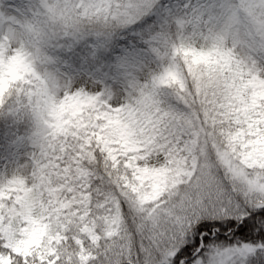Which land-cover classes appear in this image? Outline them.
<instances>
[{
	"label": "snow or ice",
	"instance_id": "1",
	"mask_svg": "<svg viewBox=\"0 0 264 264\" xmlns=\"http://www.w3.org/2000/svg\"><path fill=\"white\" fill-rule=\"evenodd\" d=\"M136 9L46 6L68 24ZM14 36L0 38V109L30 111L36 132L0 181V264H264V69L180 44L112 99L61 87Z\"/></svg>",
	"mask_w": 264,
	"mask_h": 264
},
{
	"label": "rangeland",
	"instance_id": "2",
	"mask_svg": "<svg viewBox=\"0 0 264 264\" xmlns=\"http://www.w3.org/2000/svg\"><path fill=\"white\" fill-rule=\"evenodd\" d=\"M138 5L132 17L118 20L121 26L132 32L135 23L143 21L147 14L155 11L156 6L167 0H133ZM259 3V0H250ZM57 3V0H0V38L4 35L18 34L29 25H36L39 13L46 22V6ZM174 6H181L188 13V25L193 29L188 33L189 41L204 39L209 32L219 33L226 19L231 15L237 0H174ZM161 6V5H160ZM180 10V9H178ZM155 17L159 19L155 12ZM183 19H175L178 27L183 25ZM48 28H58L59 32H66L63 25L48 22ZM11 30V31H10ZM130 32V33H131ZM179 31H170L162 28L160 31L140 39L143 33H133L131 37L138 41L127 40L122 43L110 62L98 70L100 79L91 71L87 73L81 68L75 69L67 59L53 58L46 54L44 46L40 45L44 55L43 69L48 72L57 83L72 90H85L92 93L99 92L112 99L123 98L137 89L141 84L150 80L151 76L159 74L170 62L176 36ZM179 35V34H178ZM223 36L236 44L238 58L249 63L254 62L258 69H264V42H261L254 33L244 36L236 31H225ZM122 37L120 40H124ZM97 70V69H96ZM105 75V76H104ZM107 80L105 87L101 77ZM35 119L23 133H17L13 142L5 149L0 150V181L10 178L16 169L25 164L29 153L33 150L35 139Z\"/></svg>",
	"mask_w": 264,
	"mask_h": 264
},
{
	"label": "trees",
	"instance_id": "3",
	"mask_svg": "<svg viewBox=\"0 0 264 264\" xmlns=\"http://www.w3.org/2000/svg\"><path fill=\"white\" fill-rule=\"evenodd\" d=\"M173 2L174 0L161 2V6H156L155 11L147 14L143 21L132 26V32L126 30L118 21L106 22L103 20L80 26H64L65 33H58L60 31L58 28L47 27L48 36L41 45L44 46L46 54L53 58H63L64 52L67 51L68 54L65 57L75 69L81 68L87 73L91 71L99 78L101 72L98 70L100 67L110 62L122 43L132 40L131 35L133 33H143V35L140 34L142 36L140 39L144 40L147 35L167 28L170 31H179L175 44L179 45L183 41H189L188 33L193 29V26L188 25V13L181 9V6H174ZM156 11L160 12L158 14L159 19L156 18ZM177 18L184 21L181 27L175 23ZM37 23H45V19L40 13L36 18ZM122 37L126 38L120 40ZM104 76L101 77V82L106 87L108 83ZM13 104L0 109V150L7 148L13 142L16 134L23 133L34 120L30 111L26 109L9 111V108H13Z\"/></svg>",
	"mask_w": 264,
	"mask_h": 264
},
{
	"label": "clouds",
	"instance_id": "4",
	"mask_svg": "<svg viewBox=\"0 0 264 264\" xmlns=\"http://www.w3.org/2000/svg\"><path fill=\"white\" fill-rule=\"evenodd\" d=\"M98 20L99 19L93 20L90 18L87 21L76 20L74 23L68 24L66 21L54 20L51 15L47 14L44 24H29L25 30L14 36L13 53H15L16 50H22L29 56H39L43 58L44 55L40 45L47 39L48 22L63 26H80L92 24ZM225 31L242 33V39L244 36L254 33L261 42H264V5L252 3L250 0H237V3L233 6L231 15L226 19L219 33L209 32L204 39L183 41L180 44H183L185 48L190 50H207L213 45H220L223 49L231 51L238 58L237 46L235 43L224 38L223 33Z\"/></svg>",
	"mask_w": 264,
	"mask_h": 264
}]
</instances>
